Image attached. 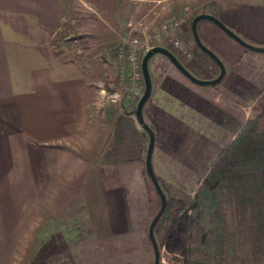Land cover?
Wrapping results in <instances>:
<instances>
[{"label": "crops", "instance_id": "obj_1", "mask_svg": "<svg viewBox=\"0 0 264 264\" xmlns=\"http://www.w3.org/2000/svg\"><path fill=\"white\" fill-rule=\"evenodd\" d=\"M218 2L220 15L204 13L243 40L262 32L264 0ZM62 17V0H0V264H11L16 254L29 256L36 234L54 248L41 258L60 253L63 264L73 263L80 252L84 256L87 243L67 254L66 220L80 218L88 226L86 240L120 242L141 239L154 215L146 132L134 114L144 90L142 73L134 78L126 57L115 50L105 59L102 77L63 59L53 42ZM196 29L224 63V79L227 66L234 64L231 54L248 57L216 24L200 20ZM155 55L148 62L152 89L143 106L154 134L151 166L158 180L175 179L187 191L182 178L191 174L186 175L183 145L205 140L201 128L217 105L216 89L223 92L224 86L196 84L166 56ZM175 55L198 79L219 74L217 64L196 45L189 56ZM104 85L122 93V100L99 107L96 96L103 102ZM88 145L99 155L83 154ZM61 245L64 249L56 251Z\"/></svg>", "mask_w": 264, "mask_h": 264}, {"label": "rangeland", "instance_id": "obj_2", "mask_svg": "<svg viewBox=\"0 0 264 264\" xmlns=\"http://www.w3.org/2000/svg\"><path fill=\"white\" fill-rule=\"evenodd\" d=\"M220 6L218 0H62V22L53 42L63 59L76 60L83 64L88 73L95 72L96 76L102 77L107 69L104 64L107 55L114 50L117 55L121 52L120 44L125 35H151L150 45L159 44L168 49L169 40L178 38L190 52V48L195 45L190 30L193 15L206 11L220 15ZM121 22L125 24L124 27ZM203 22L215 25L209 20ZM164 27L170 29L166 34L161 32ZM259 27L262 32H257L253 39L244 41L256 47H264V40L261 41V37L264 38V17ZM229 40L237 44L230 37ZM237 45L248 57L238 54L229 56L234 64L227 66L228 77L220 81L224 86L223 92L216 89L213 95L217 105L212 107L213 114L207 118L206 126L201 128L206 136L205 140L198 142L191 138L190 141H195V144L183 145L186 175L191 174L182 178L187 191L182 190L175 179L159 178L160 183L164 182L173 188L171 194H177L188 209L187 213L178 215L166 240L161 234L154 236L159 249V264H264V235H255V227L250 224L253 220L250 209L252 202L240 204L234 200L231 202L222 199L220 212L216 217L213 214L207 217L205 212L201 214L190 209L191 204L195 203V194L209 193V183H215L211 179L214 178L211 170L216 158L234 139L242 123L258 113L256 101L264 89V52ZM102 87L109 90L106 85ZM96 102L99 107L105 105L104 99L101 102L97 96ZM147 141L146 133L145 151ZM83 148H86L83 152L85 155H99L94 153V145ZM171 156L175 157L174 152ZM215 174L218 175L216 183L218 182V187H221L224 194L226 176L218 171ZM150 185L155 215L160 206V198L151 182ZM171 194H166V198ZM187 197H191V200ZM260 223H264V220L257 222ZM86 228L88 226L82 224L80 218L66 220L63 224L64 238L70 244L67 254L72 249L78 250L83 243L88 245L84 256L80 252L78 258H71L73 263H66L65 260L63 264H153L154 254L148 232L141 239L135 237L133 240L120 242L91 241L84 239ZM259 229L262 230L261 227ZM50 236L60 242L58 234L52 233ZM33 237L35 240L27 251L31 254H16L11 264H38L40 261L45 264H62L60 253L40 257L41 253L54 249L50 247L51 240L44 239L39 234ZM58 249H64V246H56L55 250Z\"/></svg>", "mask_w": 264, "mask_h": 264}, {"label": "trees", "instance_id": "obj_3", "mask_svg": "<svg viewBox=\"0 0 264 264\" xmlns=\"http://www.w3.org/2000/svg\"><path fill=\"white\" fill-rule=\"evenodd\" d=\"M256 102L257 115L242 123L234 139L216 158L211 170L212 174L214 173V178L211 179L215 183H209L210 188L207 191L209 193L198 192L195 194V203L191 204L190 209L201 214L205 212L207 217L212 214L216 217L220 212L222 199L231 200V202L234 200L240 204L252 202L254 205H250V209L253 222L250 220V224L253 228L255 227L253 230L255 235L260 237L264 235V223L257 224V222L264 220V89ZM217 171L226 176L224 194H222L221 187H218V182L216 183L218 175L215 172ZM159 184L165 195L169 192L171 194L173 189L171 186L164 182ZM175 192L177 191L175 190ZM180 193L182 194V192ZM187 198L191 200V197ZM187 211L184 202L177 194L172 193L169 198H166L165 209L154 226V236L161 234L166 240L178 215L187 213ZM259 227L262 230H258Z\"/></svg>", "mask_w": 264, "mask_h": 264}, {"label": "water", "instance_id": "obj_4", "mask_svg": "<svg viewBox=\"0 0 264 264\" xmlns=\"http://www.w3.org/2000/svg\"><path fill=\"white\" fill-rule=\"evenodd\" d=\"M200 20H209L216 24L226 35H228L230 38L235 40L238 44L244 46L247 49L254 50V51H259V52H264V47H256L253 46L247 42H245L242 38H240L236 33H234L230 28H228L222 21H220L217 17L208 14V13H200L194 16V18L191 21V34L193 41L195 45L202 50L205 54H207L218 66L219 68V74L210 80H201L196 77H194L185 67L184 65L180 62V60L177 58V56L168 48L163 47V46H152L150 49H148L142 59H141V73L144 81V90L142 92V95L140 96L136 108L134 110V114L136 116V119L138 123L140 124L141 128L147 133L148 135V144H147V149H146V155H145V168L146 172L148 174V177L157 192L161 205L156 212V214L153 216L149 226H148V238L151 242L152 248H153V254H154V260L153 264H159V249H158V244L156 242V239L154 237V226L160 216L162 215L165 206H166V196L156 178V176L153 173L152 166H151V156L153 152V147H154V134L150 126L145 122L144 117H143V106L145 102L148 100L150 94H151V89H152V83H151V78H150V73H149V68H148V62L150 58L157 54H163L166 56L172 63L173 65L189 80L192 82L199 84V85H213L219 83L225 76V65L222 62V60L207 46H205L197 33L196 25Z\"/></svg>", "mask_w": 264, "mask_h": 264}, {"label": "built area", "instance_id": "obj_5", "mask_svg": "<svg viewBox=\"0 0 264 264\" xmlns=\"http://www.w3.org/2000/svg\"><path fill=\"white\" fill-rule=\"evenodd\" d=\"M170 29L162 28L161 32L168 33ZM153 36L145 35L144 37L129 36L123 39L120 44V55H124L132 67L134 78L141 76V59L144 53L152 47L149 44ZM170 47L177 55L189 56L190 52L186 44L181 39H171ZM100 93L103 95L104 101L110 104L119 103L122 100V93L116 90L101 89ZM136 94V92H134Z\"/></svg>", "mask_w": 264, "mask_h": 264}]
</instances>
